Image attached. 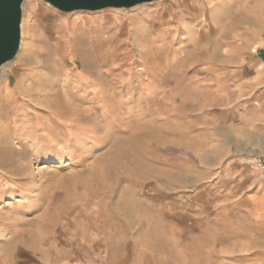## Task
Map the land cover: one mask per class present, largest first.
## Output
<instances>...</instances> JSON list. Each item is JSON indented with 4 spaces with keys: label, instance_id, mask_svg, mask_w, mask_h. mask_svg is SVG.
<instances>
[{
    "label": "rangeland",
    "instance_id": "374dc122",
    "mask_svg": "<svg viewBox=\"0 0 264 264\" xmlns=\"http://www.w3.org/2000/svg\"><path fill=\"white\" fill-rule=\"evenodd\" d=\"M206 3L28 0L0 79V264H264V178L240 164L264 155V0Z\"/></svg>",
    "mask_w": 264,
    "mask_h": 264
},
{
    "label": "water",
    "instance_id": "95a60500",
    "mask_svg": "<svg viewBox=\"0 0 264 264\" xmlns=\"http://www.w3.org/2000/svg\"><path fill=\"white\" fill-rule=\"evenodd\" d=\"M27 0H0V77L4 66L13 62L22 42L24 5ZM60 13L126 12L162 0H42Z\"/></svg>",
    "mask_w": 264,
    "mask_h": 264
},
{
    "label": "bare ground",
    "instance_id": "6f19581e",
    "mask_svg": "<svg viewBox=\"0 0 264 264\" xmlns=\"http://www.w3.org/2000/svg\"><path fill=\"white\" fill-rule=\"evenodd\" d=\"M207 1V3L208 2H210L211 0H206ZM28 2V0L26 1V3ZM226 2V1H225ZM26 3H25V5H26ZM206 3V4H207ZM154 4V3H153ZM25 5H24V7H25ZM152 5V4H151ZM214 5V4H213ZM216 5V4H215ZM116 12H119V11H116ZM103 12H99V14H102ZM23 35H24V28H23V25H22V38H23ZM137 42L138 43H141V41L139 40H137ZM24 43V42H23ZM23 43L21 42V47L23 46ZM21 49V48H20ZM20 52V51H19ZM17 57V56H16ZM16 59V58H15ZM14 62V61H13ZM13 62H11L10 64H8V65H6V66H4L3 67V69H2V75H1V77H0V79L4 76V74H6V73H8L10 70H11V65H12V63ZM93 110V109H92ZM83 113L84 114H87L88 112H87V110H84L83 111ZM8 127H10V126H8V125H5V123H4V108H3V104L2 103H0V133H2V132H5V130L6 129H8ZM91 133H93V132H91ZM77 138V137H76ZM96 138V135L94 136V138H93V140ZM21 138L19 137V136H16V141H18L17 142V145L15 146V144L13 143V141L11 140V141H5L6 143H5V147L3 148V151L5 152V154H7V155H9L10 154V152L12 151V150H19V148L21 147V145L23 144L21 141ZM82 138L80 139V140H77L76 139V143H78V145L80 144V143H82ZM32 143H37V142H32ZM59 145V144H58ZM18 147V148H17ZM12 149V150H11ZM10 156V155H9Z\"/></svg>",
    "mask_w": 264,
    "mask_h": 264
},
{
    "label": "built area",
    "instance_id": "2783aa9c",
    "mask_svg": "<svg viewBox=\"0 0 264 264\" xmlns=\"http://www.w3.org/2000/svg\"><path fill=\"white\" fill-rule=\"evenodd\" d=\"M264 88V86H263ZM240 164L253 172L261 174L264 178V155L240 159Z\"/></svg>",
    "mask_w": 264,
    "mask_h": 264
},
{
    "label": "crops",
    "instance_id": "0c3cea01",
    "mask_svg": "<svg viewBox=\"0 0 264 264\" xmlns=\"http://www.w3.org/2000/svg\"><path fill=\"white\" fill-rule=\"evenodd\" d=\"M256 41L260 45L259 51H258V60L262 63L259 67V70H261L262 68H264V34H261V35L259 34V36L256 37ZM262 144L264 145V141Z\"/></svg>",
    "mask_w": 264,
    "mask_h": 264
}]
</instances>
